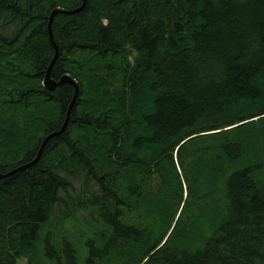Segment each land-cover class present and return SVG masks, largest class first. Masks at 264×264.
Wrapping results in <instances>:
<instances>
[{
    "label": "trees",
    "instance_id": "16d2710c",
    "mask_svg": "<svg viewBox=\"0 0 264 264\" xmlns=\"http://www.w3.org/2000/svg\"><path fill=\"white\" fill-rule=\"evenodd\" d=\"M81 3L0 0V174L63 125L47 23ZM51 28L79 96L0 179V264H264V0H87Z\"/></svg>",
    "mask_w": 264,
    "mask_h": 264
},
{
    "label": "water",
    "instance_id": "95a60500",
    "mask_svg": "<svg viewBox=\"0 0 264 264\" xmlns=\"http://www.w3.org/2000/svg\"><path fill=\"white\" fill-rule=\"evenodd\" d=\"M86 1L87 0H82V3L79 7L75 8V9H71V10H68V9H63V8H54L51 12H50V15L48 17V23H47V32H48V38H49V42L51 43L53 49H54V56L46 70V73H45V76H44V81H43V86L45 89H53V88H57V87H60L64 84H70L74 87V94H73V97H72V100L67 108V111H66V117H65V120L63 122V125L61 126L60 130L56 133H52V134H49L47 135L41 142V145L38 149V152L35 156V158L30 161L29 163L27 164H24V165H21L19 167H16L15 169L11 170L10 172H8L7 174H0V179H3L5 177H8L10 175H12L13 173L15 172H18V171H21V170H24V169H27V168H30L31 166L35 165L40 157H41V154H42V151L46 145V143L53 137L55 136H58L60 134H62L67 126V123H68V118H69V114L71 112V109L76 101V99L78 98L79 96V86L77 84V82L71 78L69 75H63L58 81H55L53 79H51L50 77V72H51V69L57 59V56H58V47L54 41V37H53V33H52V22H53V19L57 16V15H74L76 13H79L84 7H85V4H86Z\"/></svg>",
    "mask_w": 264,
    "mask_h": 264
},
{
    "label": "rangeland",
    "instance_id": "374dc122",
    "mask_svg": "<svg viewBox=\"0 0 264 264\" xmlns=\"http://www.w3.org/2000/svg\"><path fill=\"white\" fill-rule=\"evenodd\" d=\"M3 30H2V27L0 26V32H2ZM131 53H132V51H131ZM130 60L132 59V57H130L129 58ZM110 75L112 76V73H110ZM113 77V76H112ZM89 79V81L87 82H85V86L86 87H88V95H91V92L93 91V93H94V95H95V90H93V86H97L98 87V89L100 90L102 87H103V83H104V81H106V78H107V75H104L102 78H95V76H91V75H87L85 78H83V79ZM82 79V80H83ZM91 81L93 82V86H92V83H91ZM116 84V83H115ZM114 83H112L109 87H108V89L110 90V91H112L111 90V87H113L114 85H115ZM88 105V104H87ZM87 107H91V104H89ZM86 110H87V108H85ZM262 123H264V122H258L257 124H255L256 126L257 125H261ZM5 149V148H4ZM3 154H6L5 152H4V150H3V153L1 154V156L3 155ZM262 173L263 174H261L260 176H262V177H264V166H262ZM74 187H75V189H76V192L77 193H81V192H83L82 191V188H81V181L79 180V181H76V182H74ZM223 183H221V184H217L215 187H214V189H213V196L212 197H217V196H219V198H220V190L223 188ZM91 189H93V190H95V186H93L92 184H91ZM82 195H84L85 197H88L89 195H88V191H84L83 193H82ZM203 201V203L200 205V206H202V205H204V203L206 202V201H209V199L207 200V196H205V199L204 200H202ZM210 213V212H209ZM218 219V215H217V213L216 212H212V213H210V214H208V216H206V217H204L203 218V216H202V214L200 213V211H199V208L197 209V212H195V224H196V226H195V228H196V230H198L199 231V233L201 234V235H210V233H211V229H212V223H213V221H215V220H217ZM198 233V232H197ZM62 234V233H61ZM198 237H199V234H198ZM67 242H74V240H72V239H67ZM44 245V244H43ZM76 248H80V247H76ZM67 249H73V247H67ZM44 261H46L47 263H45V264H55V261H54V259L52 258V259H50L49 257H47V256H45L44 257ZM18 264H28V262H27V260H24V259H21V260H19L18 261Z\"/></svg>",
    "mask_w": 264,
    "mask_h": 264
}]
</instances>
